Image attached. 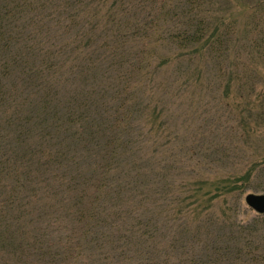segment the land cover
I'll list each match as a JSON object with an SVG mask.
<instances>
[{"label":"trees","instance_id":"trees-1","mask_svg":"<svg viewBox=\"0 0 264 264\" xmlns=\"http://www.w3.org/2000/svg\"><path fill=\"white\" fill-rule=\"evenodd\" d=\"M212 2L0 0V264H89V249L102 264H264V214L235 221L232 208L222 205L233 199L247 209L242 198L257 170L264 178V158L251 160L244 173H199L196 183L173 175L164 188L166 210L152 221L137 219L139 207L134 213L97 196L82 211L96 183L89 180L91 165L96 171L102 164L105 187L98 192L119 195L111 196L116 202L135 188L143 189L139 202L153 194L155 180L140 166L152 153L146 158L140 145L159 136L155 121L165 116L152 104L156 76L174 69L184 84H196L209 67L219 74L239 52L231 44L237 19L216 14ZM254 15L239 46L255 66L264 63V17ZM113 68L122 73L112 86ZM257 189L264 191V182ZM78 190L69 204L78 209L65 214L76 219V231L56 238L54 226L33 222L56 191ZM101 222L117 235L94 234Z\"/></svg>","mask_w":264,"mask_h":264},{"label":"rangeland","instance_id":"rangeland-1","mask_svg":"<svg viewBox=\"0 0 264 264\" xmlns=\"http://www.w3.org/2000/svg\"><path fill=\"white\" fill-rule=\"evenodd\" d=\"M212 4L213 8L217 9L216 14L223 12L227 17L233 16L237 19L234 21L235 32L238 34L237 40L231 44L233 50L236 49L239 52L230 60V65H227L219 74H215L214 67H209L207 75L196 84L191 82L184 84L186 77H180L176 71H173L174 69L156 76L151 85L154 88L152 89L154 92L152 104L155 109L164 111L165 116H161L155 121L154 131H159V136L155 135V132L154 137L144 139L140 145V153L145 154L146 158L148 157L147 152L152 153V159L149 158L146 164L145 162L144 164L140 163V166H145L143 171L155 180L153 194L146 202H139L143 196H141L143 189L135 188L129 194L126 191L122 194L123 198L120 202H116L114 198L116 196L119 198V195H110L107 191L101 190L98 192L100 188L105 187L104 183L102 185L103 181L100 180L101 174L103 176L105 173L101 169L102 164H100L101 168L96 171L91 165L90 172L93 171L94 174L91 175V178L89 175L88 178L96 183L91 185V189L86 187L89 200L85 198V195L82 202L86 204L82 211L89 212L93 206L91 198L94 196L93 199H95L97 196L103 203L108 202L115 207L123 204L121 209L128 208L126 210L134 213L140 208L135 215L137 219L152 221L161 217L162 210H166L163 198L164 188L167 181L170 180L169 178L174 179L173 175L178 176L182 172V175L191 177L189 182L196 183L194 177L199 173L204 172L212 175L241 173L249 169L248 163L251 160L264 158V63L258 62L254 66V61H250L244 54L243 44L239 46L240 38L243 37L245 28L250 25L253 15L255 14L257 20L264 17V6L254 8L250 0H213ZM112 73L114 74L113 86L119 81L116 77H120L122 70L119 72L118 68H113ZM151 87L148 85V88ZM258 114L263 115L260 118L261 121H258ZM158 116V113H152L153 120H156ZM161 122L164 126L159 129ZM153 123H150L151 127H153ZM245 125L249 127L247 128ZM249 135L250 137H248ZM147 143L149 145H146ZM199 158H203L202 166L199 164L196 166V161ZM89 162L91 161L89 160ZM65 173L67 172L58 171L59 175ZM261 174L263 173L258 170L255 172L254 179H251L249 183L251 189L243 195L242 205L247 208L245 211L240 204L234 203L233 199L222 203L224 208H232L234 215H237L234 218L235 221L242 219L251 222L257 214L247 206L245 197L250 193L264 194V191L257 189L264 182ZM110 175L113 176L112 173ZM216 180L219 178H214V181ZM124 186L126 184L123 182L121 187ZM81 190L76 193L56 191L54 203L45 201L39 208L42 209L33 213V222L41 224L42 228L49 227V224L54 226L56 238L65 237L71 231V227L76 231L78 228L76 219L69 220L65 218V214L67 208L70 211L78 209L72 206L70 197L80 194ZM109 198H111L110 201ZM49 203L53 209L46 211ZM70 203L72 205H69ZM96 208L100 209L98 203ZM40 214L43 216L38 220ZM107 220V224L112 221ZM104 225L105 223L101 222L94 234L100 233L101 230L103 233L108 231L110 234L117 235L118 231H114V226L111 230L110 227H103ZM169 234L165 225L162 226L160 235L163 237V241L166 242L171 238ZM103 239L107 242L105 237ZM75 243L77 244V242ZM105 246L106 249H109L107 247L109 245ZM95 252L96 249L87 250L85 258L93 257L89 264H102L98 256L94 255ZM81 260L70 259L67 264H83L84 261Z\"/></svg>","mask_w":264,"mask_h":264},{"label":"water","instance_id":"water-1","mask_svg":"<svg viewBox=\"0 0 264 264\" xmlns=\"http://www.w3.org/2000/svg\"><path fill=\"white\" fill-rule=\"evenodd\" d=\"M245 202L247 206L257 214H264V194H247Z\"/></svg>","mask_w":264,"mask_h":264}]
</instances>
